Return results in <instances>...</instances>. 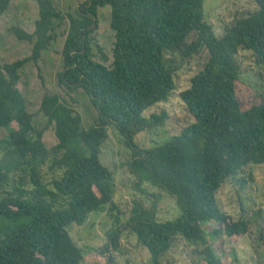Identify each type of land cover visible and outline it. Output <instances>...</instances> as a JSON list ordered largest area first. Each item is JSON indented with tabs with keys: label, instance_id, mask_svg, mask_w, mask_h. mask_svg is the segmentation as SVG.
Returning <instances> with one entry per match:
<instances>
[{
	"label": "trees",
	"instance_id": "trees-1",
	"mask_svg": "<svg viewBox=\"0 0 264 264\" xmlns=\"http://www.w3.org/2000/svg\"><path fill=\"white\" fill-rule=\"evenodd\" d=\"M204 2L0 0V129L18 125L0 158V264H85L69 225L114 204V171L101 160L109 126L131 150L138 185L174 197L180 213L159 220L156 203L135 205L100 250L106 264H116L125 230L153 264L179 238L206 264H223L208 235L248 234L249 220L233 219L217 194L229 179L245 185L238 175L264 164V94L240 89L238 59L248 50L264 65V0L221 33ZM178 60L197 67L179 93L194 120L142 147L137 131L169 117L146 111L177 89Z\"/></svg>",
	"mask_w": 264,
	"mask_h": 264
},
{
	"label": "rangeland",
	"instance_id": "rangeland-1",
	"mask_svg": "<svg viewBox=\"0 0 264 264\" xmlns=\"http://www.w3.org/2000/svg\"><path fill=\"white\" fill-rule=\"evenodd\" d=\"M255 9V0L204 2L205 18L213 23L217 33L223 31L224 26L236 13L242 14ZM238 59L241 63L240 89L245 91L246 95L251 93L250 90L264 94V65L255 63L252 52L248 50H241ZM177 65L180 67L175 75L177 89L167 102L159 103L146 111V114H149L165 109L169 117L159 128L137 131L136 141L142 147L154 146L170 139L194 120L180 99L179 93L189 85L197 67L194 64H182L180 60L177 61ZM17 127V123H13L0 129V158L9 132ZM108 133L109 137L102 146L101 160L114 171L116 182L114 204L103 205L98 211L91 213L81 225H69L73 239L88 257L85 264H106V257L100 250L104 249L107 237L114 228L124 227L135 205L142 204L150 208L153 202L156 203L159 220L173 219L180 213L174 197L146 182L138 185L127 167L131 150L113 126L108 127ZM238 177H245L246 184L242 186L235 179H229L219 189L217 196L223 210L233 219L237 220L243 216L249 220V232L246 235L232 237L226 234L216 237L208 235L209 243L223 258V264H260V261L264 260V164L249 165ZM204 228L207 234L211 232L205 224ZM136 238L126 230L123 232L121 247L116 253V264H153L150 253L139 245ZM161 261L163 264H206L204 255L182 238L177 240Z\"/></svg>",
	"mask_w": 264,
	"mask_h": 264
}]
</instances>
